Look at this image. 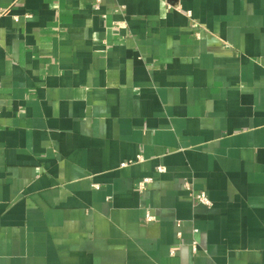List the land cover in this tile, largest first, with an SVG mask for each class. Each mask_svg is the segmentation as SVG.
<instances>
[{"label": "crops", "instance_id": "1", "mask_svg": "<svg viewBox=\"0 0 264 264\" xmlns=\"http://www.w3.org/2000/svg\"><path fill=\"white\" fill-rule=\"evenodd\" d=\"M0 264H264V0H0Z\"/></svg>", "mask_w": 264, "mask_h": 264}, {"label": "built area", "instance_id": "2", "mask_svg": "<svg viewBox=\"0 0 264 264\" xmlns=\"http://www.w3.org/2000/svg\"><path fill=\"white\" fill-rule=\"evenodd\" d=\"M118 1V0H116ZM100 2V1H99ZM96 9H99V4L98 6H96ZM196 28V25L194 26ZM165 169L164 168H160L159 172H164ZM152 180L147 178V179H143L142 181L139 182L138 184V191L139 192H144L146 189L147 184H149ZM186 189L187 191L191 194L192 199L194 200V202H196L197 204L206 206V207H211L212 203L211 201L208 199L207 195L205 192H195L191 186V184L187 183L186 184ZM147 222H152L155 220V218L150 214V212H147L146 214V219ZM195 251H196V247Z\"/></svg>", "mask_w": 264, "mask_h": 264}]
</instances>
